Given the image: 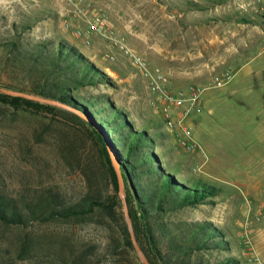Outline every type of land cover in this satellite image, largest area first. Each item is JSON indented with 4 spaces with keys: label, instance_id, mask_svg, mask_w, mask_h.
<instances>
[{
    "label": "rangeland",
    "instance_id": "374dc122",
    "mask_svg": "<svg viewBox=\"0 0 264 264\" xmlns=\"http://www.w3.org/2000/svg\"><path fill=\"white\" fill-rule=\"evenodd\" d=\"M95 15L147 62L168 72L174 89H202L201 113L192 115L196 123L189 119L199 149L176 146L139 71L104 36L86 32ZM11 39L65 41L107 74L114 85L73 95L107 96L136 129L164 134L153 151L177 179L221 188L212 203L163 219L207 221L226 230L230 250L207 253L211 262L233 257L250 264L253 255L264 262V0H0V44ZM206 46L219 51L220 64L207 65L198 77L196 60L189 57ZM20 71L0 47V88L23 82ZM225 74L230 79L215 86L214 78ZM87 176L99 193L110 191L92 144L78 130L0 104V194L17 198L19 206L48 193L75 202ZM118 237V226L98 211L22 228L0 223V264H69L81 256L90 264H141L135 249L121 248ZM107 238L116 243L107 247Z\"/></svg>",
    "mask_w": 264,
    "mask_h": 264
},
{
    "label": "trees",
    "instance_id": "16d2710c",
    "mask_svg": "<svg viewBox=\"0 0 264 264\" xmlns=\"http://www.w3.org/2000/svg\"><path fill=\"white\" fill-rule=\"evenodd\" d=\"M0 47L13 66L21 68L24 77L23 82L1 88L53 100L67 109L4 94H0V104L15 111L62 120L78 130L92 144L101 175L110 188L104 195L99 193L87 176L79 187L81 197L75 202H68L57 193H48L36 203L23 201V206H19L17 198L0 194L1 224L22 228L33 222L69 220L98 211L118 226L120 247L133 250L118 195L113 156L124 181L135 239L150 264H240L233 257L211 262L205 256L230 250L226 230L207 221L163 219L169 213L212 203L221 188L201 179H177L153 151L156 140L164 134H149L145 127L136 129L126 112L107 96L73 95L86 87L114 85L107 74L62 40L52 44L49 40L22 43L11 39ZM115 243L114 238L105 240L107 247ZM84 261L85 256H81L69 264H90Z\"/></svg>",
    "mask_w": 264,
    "mask_h": 264
},
{
    "label": "built area",
    "instance_id": "2783aa9c",
    "mask_svg": "<svg viewBox=\"0 0 264 264\" xmlns=\"http://www.w3.org/2000/svg\"><path fill=\"white\" fill-rule=\"evenodd\" d=\"M88 34L104 36L113 48L124 55L135 67L152 95L151 104L160 113L165 131L173 135L176 146L185 152L199 149L192 137L190 117L200 114L198 105L202 89L189 86L186 89H174L170 83V75L158 66L151 65L138 52L128 47L123 38H119L114 30L107 25L103 16L95 15L87 24ZM230 77L225 74L214 78V85L222 86ZM250 264H264L256 255L249 259Z\"/></svg>",
    "mask_w": 264,
    "mask_h": 264
},
{
    "label": "water",
    "instance_id": "95a60500",
    "mask_svg": "<svg viewBox=\"0 0 264 264\" xmlns=\"http://www.w3.org/2000/svg\"><path fill=\"white\" fill-rule=\"evenodd\" d=\"M0 94L9 95L12 97H19V98H23L26 100L38 102L41 104L52 105V106H57V107L62 108V109H67V107L60 104L59 102L49 100V99H45V98L40 97V96L28 94L25 92L0 88ZM112 166H113L115 173H116L117 183H118V195H119V198L121 199L123 210L125 212L126 224H127V228L129 231V236H130L132 246L135 249L141 264H150L149 261L147 260L146 256L142 252L141 248L139 247L136 239H135L134 230H133L132 223H131V220H130V217L128 214V208H127L126 197H125L124 181H123V178L121 176L118 164H117V162L113 156H112Z\"/></svg>",
    "mask_w": 264,
    "mask_h": 264
},
{
    "label": "crops",
    "instance_id": "0c3cea01",
    "mask_svg": "<svg viewBox=\"0 0 264 264\" xmlns=\"http://www.w3.org/2000/svg\"><path fill=\"white\" fill-rule=\"evenodd\" d=\"M219 42H222V40H219ZM213 43L218 45L215 40H213ZM214 44H213V47H214ZM210 48L212 49V47H210V46L209 47L206 46V49L199 47L196 53H194L193 55L190 54L189 58L196 60L195 63L193 61L192 62H193V65L199 69L198 77L203 76V68L206 67L207 65H210V64L212 65L213 63L220 64L219 61L221 60V56L219 54V51L218 50L217 51H211ZM180 65L184 66L183 63ZM176 83L177 82L175 81L173 84H176ZM191 121L193 123H196L195 122L196 118H194V116H192Z\"/></svg>",
    "mask_w": 264,
    "mask_h": 264
}]
</instances>
